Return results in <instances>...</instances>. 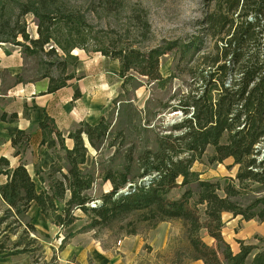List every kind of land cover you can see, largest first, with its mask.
<instances>
[{
  "label": "trees",
  "instance_id": "trees-1",
  "mask_svg": "<svg viewBox=\"0 0 264 264\" xmlns=\"http://www.w3.org/2000/svg\"><path fill=\"white\" fill-rule=\"evenodd\" d=\"M125 1L91 0V7L94 11L102 8L116 14L124 8ZM205 1L206 10L199 20L203 38L197 36V42L186 44L183 52L188 54L197 49L198 54L204 48V38L211 40V46L197 55V86L181 103L185 117L173 125L180 134L159 135L154 147L137 155L135 148H129L120 168L108 166L97 175L82 168L88 155L83 134L97 147L107 138L110 122L104 116L95 124L81 121L68 134L73 140L72 148H68L54 120L46 115L40 123L41 143L55 133L59 148L54 151L55 161L45 175L41 168L36 169L42 183L40 188L24 163L10 167L9 159L0 156V174L7 175V181L0 185V198L8 205L7 211L18 217L27 215L35 202L43 215L63 229L77 220L76 211L81 210L91 214L90 229L126 221L132 226L129 234H137V225L141 223L155 227L160 222L179 219L185 226L193 259L202 260L203 264H264V249L248 262L255 247L238 240L240 249L234 251L222 235L224 212L245 220L264 221V0ZM17 4L20 16L31 13L38 19L39 37H29L25 22L16 32H6L9 23L2 22L0 34L12 36L13 41L0 39V42L21 44L15 40L19 35L33 47L54 42L67 60L77 65L79 56L71 51L85 49L84 42L92 38L94 29L81 6L72 0H18ZM5 6L6 1L0 0V21ZM130 16L136 20L141 35L148 37L151 24L147 11L135 4ZM109 41L112 49L109 45L95 44L93 50L120 60L123 84L136 72L163 85L167 78L160 72L161 58L181 48L177 40L165 41L148 50L133 45L118 46L113 38ZM51 51H55L54 46ZM44 77L49 78L48 91L53 92L67 85L73 75L55 79L46 72ZM80 96L76 87L74 97ZM15 118L16 113L9 117L0 115L2 120ZM29 138L28 133L19 130L12 141L14 145H22ZM209 147L210 163L231 158L232 165L238 166L235 178H225L223 183L206 180L193 169ZM99 177L110 181L111 190L95 197L89 191ZM145 177L149 179L140 180ZM131 183L134 186L128 188ZM175 192L178 194L174 195ZM26 225L27 236L36 231L32 224ZM202 231L208 233L214 244L202 238ZM22 244L18 242L15 246ZM17 252L30 253L32 249L24 245Z\"/></svg>",
  "mask_w": 264,
  "mask_h": 264
},
{
  "label": "rangeland",
  "instance_id": "rangeland-1",
  "mask_svg": "<svg viewBox=\"0 0 264 264\" xmlns=\"http://www.w3.org/2000/svg\"><path fill=\"white\" fill-rule=\"evenodd\" d=\"M5 1L6 6L0 26L2 22L3 24L8 22L6 32H16L25 22L29 37L38 38V19L31 13L20 16L18 0ZM72 2L81 6L84 14L94 25L92 34L95 35L84 42L85 49L74 48L71 51L72 54L79 56L77 65L67 60L63 51L54 42L47 43L43 47H33L29 41L19 35L15 40L20 41L21 44L8 43L19 48L23 57L22 77L27 81L40 79L46 72L55 79L65 78L68 75H73L75 79L85 72L92 75L98 70L111 76L112 88L105 95L107 100L102 115L110 122L109 134L97 147L92 146L86 134H83L88 155L82 168L93 170L98 175L108 166L120 168L125 161L124 154L129 148H135L137 155L145 148L154 147L159 135L180 134L181 131L175 130L173 125L185 117L180 106L189 91L197 86V55L208 51L211 40L204 38V48L198 54L197 49L187 54L183 52V48L186 44L197 42V36L203 38L199 20L206 10V1L126 0L124 8L116 14L108 13L102 8L94 11L91 0H72ZM135 4H139L147 11L151 24L148 37L141 35L137 30L136 20L130 16L131 7ZM0 29L3 31V28ZM109 38H113L118 46L133 45L143 50L165 41L177 40L181 48L161 58L160 72L164 78H167L163 85L136 72H132L134 77L123 84V78L119 74L120 60L93 50L95 44L109 45L112 49L114 46L111 45ZM0 39L13 41L12 36L5 33L0 34ZM26 46H31V49L26 50ZM53 46L55 51H51ZM92 57L104 61L99 62L95 59V64L87 69L85 66ZM117 148H120L118 153L115 152ZM211 153L212 148L209 147L202 159L197 160L193 165V169L200 173V177L221 183L225 178H235L238 166L232 165V159H226L222 163H210L208 157ZM133 170L135 174L138 173L136 167ZM148 179L149 177H145L140 180ZM38 186L40 188V182ZM109 190H111L110 181H104L99 177L89 193L101 197ZM177 194L178 192L174 193ZM242 202L247 203L248 200ZM7 209L8 207L0 199V257L13 258L12 254L19 253L18 249L28 245V248L32 249L33 264H80L75 251L94 239L95 247L105 251L112 250L115 255L129 264H203L202 260L193 259L185 226L179 219L160 222L155 227L141 223L137 225V234H129L128 230L132 226L126 221L115 222L108 227L98 226L90 229L91 214L80 213L79 220H76L70 228L56 231L48 221L37 220V212L32 211V215L18 217ZM231 216L222 214L224 222L222 235L226 241L231 242L233 250L239 247V239H237L239 234L246 244L253 245L255 249L247 259L249 262L255 253L264 249V222H244L240 217L231 222L233 219ZM26 223L36 226V231H30L28 236ZM85 230L90 231L89 234L92 236H88L91 238L77 234V231L86 232ZM75 232L78 236L68 240L66 246L61 248L65 236ZM201 235L207 243L214 244V240L206 231H202ZM18 242L23 244L16 247ZM23 254L17 255L21 257ZM89 261L96 264L91 258Z\"/></svg>",
  "mask_w": 264,
  "mask_h": 264
},
{
  "label": "crops",
  "instance_id": "crops-1",
  "mask_svg": "<svg viewBox=\"0 0 264 264\" xmlns=\"http://www.w3.org/2000/svg\"><path fill=\"white\" fill-rule=\"evenodd\" d=\"M95 59L99 62L104 61L101 58L92 57L85 67L90 69L91 65L95 64ZM22 68L23 57L19 48L8 42H0V115L7 114L9 117V115L16 113V118L13 120L0 119V156L9 159L10 167L24 163L35 182L37 184L40 182V185H42L39 175L36 174V169L41 168L43 170L42 174L45 175V172L55 161L54 151L59 148V141L56 134L53 133L42 144L43 132L40 123L44 121L46 115L50 116L54 120L56 128L65 137L67 147L72 148L73 140L68 137L69 132L74 130L81 121L95 123L103 115L105 101L107 100L105 95L112 88L111 76H107L100 70L92 73V75L85 72L79 78L68 80L67 85L49 92V78L44 77L31 81L21 79L19 77L22 76ZM76 87L81 92V96L78 98L74 97ZM19 130H24L30 138L28 142H24L22 145L21 143L14 145L12 140ZM6 181L7 175L0 174V185ZM1 201L8 207L2 199ZM32 211L37 212V220L44 219L48 221L56 231L66 230L76 223L75 221L71 226L61 229L41 213L35 202H32L27 215H32ZM80 213L83 212L77 210V217ZM225 214L227 216L232 215L231 222L241 218L244 222L260 223L255 219L245 220L241 216L234 217L231 212H224L223 215ZM77 220L79 219L77 218ZM32 225L36 229V226ZM89 233L90 231H77L78 235L91 238L92 235ZM75 234L76 232L66 235L68 237L63 241L61 248L66 246L68 240L75 239L78 236ZM240 236L239 234L237 239L242 240ZM93 240L75 251L80 264H92L89 258L93 259L96 264H129L115 255L112 250L105 251L95 247ZM239 249L240 245L238 248H234V251ZM19 253L24 254L20 257V255H17ZM19 253L12 254L13 258L0 257V264L34 263L32 252Z\"/></svg>",
  "mask_w": 264,
  "mask_h": 264
},
{
  "label": "water",
  "instance_id": "water-1",
  "mask_svg": "<svg viewBox=\"0 0 264 264\" xmlns=\"http://www.w3.org/2000/svg\"><path fill=\"white\" fill-rule=\"evenodd\" d=\"M134 185L131 183L128 185V188H132ZM97 203V202H96Z\"/></svg>",
  "mask_w": 264,
  "mask_h": 264
},
{
  "label": "built area",
  "instance_id": "built-area-1",
  "mask_svg": "<svg viewBox=\"0 0 264 264\" xmlns=\"http://www.w3.org/2000/svg\"><path fill=\"white\" fill-rule=\"evenodd\" d=\"M96 202H98V201L93 202V204H96Z\"/></svg>",
  "mask_w": 264,
  "mask_h": 264
}]
</instances>
